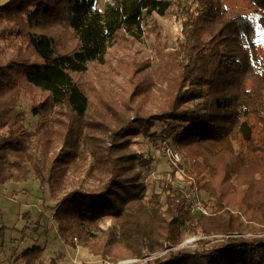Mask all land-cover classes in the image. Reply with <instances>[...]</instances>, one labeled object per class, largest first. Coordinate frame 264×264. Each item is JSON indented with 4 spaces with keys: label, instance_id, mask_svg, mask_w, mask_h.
<instances>
[{
    "label": "trees",
    "instance_id": "16d2710c",
    "mask_svg": "<svg viewBox=\"0 0 264 264\" xmlns=\"http://www.w3.org/2000/svg\"><path fill=\"white\" fill-rule=\"evenodd\" d=\"M95 1H0V37L12 46L0 55V182L31 172L57 198L68 177V163L75 159L83 139L92 157L85 175L94 185L73 188L56 200L52 218L64 242L78 239L95 254H111L115 242L155 251L181 243L184 225L200 236L196 247L190 252L169 251L148 264H264V191L260 188L264 162L255 156L258 149L264 152V56L260 53L264 52V0H247L251 10L227 6L222 0H182L179 42L184 62L171 77L176 85L164 88L159 111L127 118L137 95L132 90L127 98L116 99L123 109L117 111L108 97H98L99 112L104 113L84 118L94 100L78 76L98 75L96 66L104 61L110 45L136 37L145 15L163 14L172 4V0H108L101 11ZM104 79L96 77L100 86ZM22 82L46 92L49 104L63 107L70 116L67 122H59L66 133L73 130L69 142L52 158L47 148L50 140L37 137L32 142L34 134L22 126L24 112L18 108ZM202 86L207 87L205 93ZM31 110L39 111L36 105ZM249 120L258 128L253 146L246 143L251 139ZM90 122L94 127L86 138L79 127ZM156 122L162 126L159 131L151 130ZM101 130H108V140ZM139 134L153 144L167 141L186 155L195 151L207 155L213 175L205 180L194 162L191 173L200 185L197 195L200 190L206 193L214 210L205 202L210 213L191 212L184 186L171 182L164 186L163 202L154 192L147 201L143 199L142 169L149 166L150 158L130 147ZM242 188L250 189V201L245 206L233 204L235 191ZM106 217L116 221L119 235L108 227L102 240L97 232ZM38 225L26 224L21 237ZM43 250L38 245L26 247L19 252L18 264H59L60 252L45 263Z\"/></svg>",
    "mask_w": 264,
    "mask_h": 264
},
{
    "label": "rangeland",
    "instance_id": "374dc122",
    "mask_svg": "<svg viewBox=\"0 0 264 264\" xmlns=\"http://www.w3.org/2000/svg\"><path fill=\"white\" fill-rule=\"evenodd\" d=\"M107 2L108 0H96L95 6L103 11ZM222 2L227 6L252 9L247 0H222ZM182 4V0H172V4L165 13L151 12L149 15H145L141 21V32L136 37L119 40L107 48L104 61L96 66V69L94 68L98 75L92 79L88 78V73L78 76L82 88L91 94V101L94 100V104L90 105L84 118L104 113L99 112L100 108L96 103V100L100 101L98 97H108L111 103L116 105L117 111L123 109V105L119 104L116 99L122 96L127 98L132 90H135L137 95L130 102L132 109L126 113L127 118L134 114L146 115L159 111L165 100L164 88L176 85L175 78L171 77L177 73L180 63L184 62L179 42L181 21L184 18ZM11 48V42L0 37V55L5 56ZM260 53L264 56L263 51ZM97 76L98 79L105 78L104 86H100L101 82L96 80ZM22 85L18 103V108L24 112L22 126L34 134L32 142H35L37 137H42L43 141L50 140L51 143H48L47 148L48 156L52 158L56 152L63 148V143L69 142L68 139L73 130L66 133V127L60 126L59 122H67L70 116L63 107L57 108L49 104L46 92L28 88L23 82ZM202 90L205 93L207 87L202 86ZM33 105L38 106L39 111L33 112L31 110ZM103 116L109 120L107 114ZM111 124L108 122L110 128L113 126ZM249 124L251 139L246 143L250 144L251 142V146H253L256 144L254 139L258 128L254 120H249ZM83 125L78 127L81 134L86 137L90 133V127H94V125L92 122ZM161 129V124L156 122L151 130L159 131ZM55 130L57 133H54ZM107 131L100 133L105 140H108ZM244 132L248 138L246 127ZM84 142L83 139L80 140V150L77 151L75 159L68 163V177L64 182L65 186L57 192L55 199L50 193L49 185L42 184L31 172L27 173L24 178L16 179L14 176L3 183L0 182V227H3V234L0 237V264H18L19 252L32 245L44 247L43 260L45 263L52 257L57 258L60 252L62 255L58 260L59 264H148L154 258L166 257L169 251L190 252L196 247V240L200 236L192 234L184 225H181L180 228V235L183 238L181 243L155 251L137 245L125 248L115 242L111 254H95L89 252L78 239L71 238L72 242H64L59 236L56 222L52 218L56 200L73 188H89L94 185L92 179L85 175L86 167L91 163L92 157L86 151L88 143ZM166 144L172 146L180 154L179 161L174 162L169 158L165 152ZM234 145L236 148L237 144ZM130 147L150 158L149 166L142 169V179L145 184L143 199L145 201L154 192L159 195L160 202H163L166 194L164 190L166 182H171V185L174 186H184L183 192L187 201L186 194L192 191L197 192L198 186H200L191 173L193 162L200 166L202 169L200 176H204L205 180L213 175L208 157L203 152L195 151L194 155H186L184 151L167 141H157L153 144L141 134L134 138ZM250 150H255V147H250ZM257 155H260L259 158L264 162V152L258 149L255 156ZM73 165L74 168L71 167ZM262 170L263 179L260 188L264 191V167ZM257 176L259 175L255 174V177ZM199 193L204 204L207 202L214 210V205L208 202L209 196L201 190ZM250 198V189H238L233 195V204L245 206ZM43 207H45L44 210L41 209ZM29 222L37 223L39 227L31 230L26 229V236L22 238L20 232ZM99 226L100 231L97 232V235L102 240L106 239L104 231L108 227H112L113 232L119 235L116 221L112 217L104 218ZM250 235L252 233H245L243 236Z\"/></svg>",
    "mask_w": 264,
    "mask_h": 264
},
{
    "label": "built area",
    "instance_id": "2783aa9c",
    "mask_svg": "<svg viewBox=\"0 0 264 264\" xmlns=\"http://www.w3.org/2000/svg\"><path fill=\"white\" fill-rule=\"evenodd\" d=\"M165 152L169 156V158L172 161H179L180 160V154L176 150L172 148L169 144H166L165 146ZM187 201L189 203V207L191 212L195 213H201V214H208L211 211V208L209 206H205L204 202L200 197L197 195V192L192 191L186 194ZM207 207V208H206ZM45 207L41 208L44 210ZM51 216V214H50Z\"/></svg>",
    "mask_w": 264,
    "mask_h": 264
}]
</instances>
